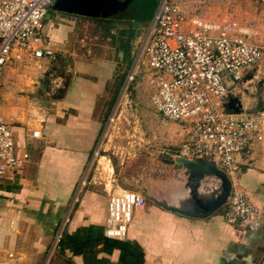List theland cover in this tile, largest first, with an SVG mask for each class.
I'll list each match as a JSON object with an SVG mask.
<instances>
[{
  "label": "crops",
  "instance_id": "0c3cea01",
  "mask_svg": "<svg viewBox=\"0 0 264 264\" xmlns=\"http://www.w3.org/2000/svg\"><path fill=\"white\" fill-rule=\"evenodd\" d=\"M64 1L54 0L42 21V38L54 58L13 60L0 68V117L10 125L16 156L28 155L0 179V264H264V129L260 139L249 135L229 176L259 211L256 230L224 221L220 209L195 218L145 201L133 212L122 240L104 236L107 195L121 187L115 175L123 160L119 155L115 169L94 151L102 145L103 129H109L107 119L115 115L107 112L111 81L129 62L127 45L117 41L122 28L135 20L77 15L63 9ZM260 62L248 75L252 78L241 81L242 92L229 94L243 107L261 108L264 101V83L254 95ZM20 72L22 95L13 81ZM246 83L251 94L242 87ZM173 123L176 148L182 132ZM33 130L37 137L31 136ZM160 163L173 174L164 182L168 194L183 173ZM57 231L62 238L50 250Z\"/></svg>",
  "mask_w": 264,
  "mask_h": 264
},
{
  "label": "built area",
  "instance_id": "2783aa9c",
  "mask_svg": "<svg viewBox=\"0 0 264 264\" xmlns=\"http://www.w3.org/2000/svg\"><path fill=\"white\" fill-rule=\"evenodd\" d=\"M53 1L0 0V68L13 60L54 58L50 43L42 38V21ZM259 2L264 5V0ZM255 35L252 27L236 21L186 16L173 0L157 1L134 60L146 73L154 112L181 127L182 138L171 155L213 160L229 177L249 135L261 138L264 108L241 105L232 112L224 105L229 94L242 92L241 81L263 57L264 41L253 40ZM37 135L31 131L32 137ZM27 157L16 156L10 125L0 117V179ZM114 189L107 195L103 234L122 240L133 212L142 210L146 200L136 190ZM220 214L251 231L260 224L259 211L232 184ZM61 238L59 231L53 234L50 250Z\"/></svg>",
  "mask_w": 264,
  "mask_h": 264
},
{
  "label": "rangeland",
  "instance_id": "374dc122",
  "mask_svg": "<svg viewBox=\"0 0 264 264\" xmlns=\"http://www.w3.org/2000/svg\"><path fill=\"white\" fill-rule=\"evenodd\" d=\"M157 1L153 0L155 4ZM173 1L183 15H198L210 21L235 20L241 26L256 29L258 32L254 37L258 36L257 41L258 39L264 41V37L260 34L264 32V5L259 0ZM48 11L53 13L51 8ZM130 20L133 19H126L127 22ZM134 20L122 28L123 32L117 41L119 45H127L129 62L122 64L115 71V76L111 81V92L106 98V101L111 98L107 112L115 115L112 121L107 119L105 126L109 123V129L107 131L106 127L103 129L100 137L102 145L99 146V150L95 151H97V156L103 155L109 158L115 169L119 168L117 166L119 155L122 156V168L119 174L117 171L115 175L116 178L120 177L118 184L121 187L136 190V182L140 179V187L153 194H161L166 187L164 186L165 180L170 179L173 174L165 170L166 166L160 163L157 154L164 151L173 153L178 137L173 128L175 123L160 117L150 106V87L146 73L140 66L136 68L135 60L132 59L148 29V22H146L148 19ZM113 31L116 34L118 30ZM112 40L116 44L114 36ZM260 63L261 70L258 73V80L264 79V63ZM20 74V76H15L13 81L21 89L17 90V93L22 95L23 72ZM119 79L121 82L114 87ZM262 87L263 85L255 84V96L262 92ZM177 179L182 180L183 177Z\"/></svg>",
  "mask_w": 264,
  "mask_h": 264
},
{
  "label": "water",
  "instance_id": "95a60500",
  "mask_svg": "<svg viewBox=\"0 0 264 264\" xmlns=\"http://www.w3.org/2000/svg\"><path fill=\"white\" fill-rule=\"evenodd\" d=\"M63 7L65 11L81 16L134 20L149 19L154 2L153 0H66ZM47 72L48 70L45 75ZM248 77L252 78V76ZM263 83L264 79L261 78L257 84L262 86ZM250 86L248 83L242 85L248 94L253 92ZM40 91H44L43 85H40ZM224 105L232 112H238L241 107L240 100L235 95H228ZM261 107H264V101ZM157 157L173 169L182 170L183 179L177 185H172V190H168V194H166L168 187L161 194H153L140 187L141 180H138L136 191L142 194L146 201L163 209L195 218L210 216L226 203L231 181L213 160L189 159L166 152L158 153ZM210 182L213 185H210Z\"/></svg>",
  "mask_w": 264,
  "mask_h": 264
},
{
  "label": "flooded vegetation",
  "instance_id": "af4514ba",
  "mask_svg": "<svg viewBox=\"0 0 264 264\" xmlns=\"http://www.w3.org/2000/svg\"><path fill=\"white\" fill-rule=\"evenodd\" d=\"M63 70H64V69H63ZM50 72H51V71H49V73H48V74H50ZM48 74H47V75H48ZM62 75H63V73H62ZM51 78H55V76H53V77H51ZM51 78H50V79H51ZM51 81H52V80H51Z\"/></svg>",
  "mask_w": 264,
  "mask_h": 264
},
{
  "label": "trees",
  "instance_id": "16d2710c",
  "mask_svg": "<svg viewBox=\"0 0 264 264\" xmlns=\"http://www.w3.org/2000/svg\"><path fill=\"white\" fill-rule=\"evenodd\" d=\"M120 81H121V79H120Z\"/></svg>",
  "mask_w": 264,
  "mask_h": 264
}]
</instances>
